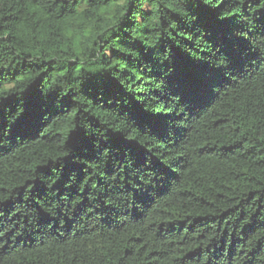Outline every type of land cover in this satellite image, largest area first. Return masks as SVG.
Returning <instances> with one entry per match:
<instances>
[{
	"label": "trees",
	"instance_id": "16d2710c",
	"mask_svg": "<svg viewBox=\"0 0 264 264\" xmlns=\"http://www.w3.org/2000/svg\"><path fill=\"white\" fill-rule=\"evenodd\" d=\"M0 264H264V0H0Z\"/></svg>",
	"mask_w": 264,
	"mask_h": 264
}]
</instances>
